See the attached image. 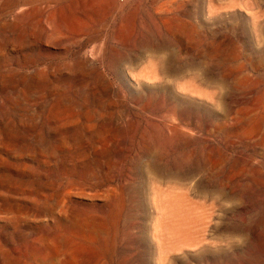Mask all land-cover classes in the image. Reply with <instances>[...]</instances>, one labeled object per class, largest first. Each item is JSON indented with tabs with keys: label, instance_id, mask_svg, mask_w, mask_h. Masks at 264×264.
<instances>
[{
	"label": "rangeland",
	"instance_id": "rangeland-1",
	"mask_svg": "<svg viewBox=\"0 0 264 264\" xmlns=\"http://www.w3.org/2000/svg\"><path fill=\"white\" fill-rule=\"evenodd\" d=\"M0 264H264V0H0Z\"/></svg>",
	"mask_w": 264,
	"mask_h": 264
},
{
	"label": "built area",
	"instance_id": "built-area-1",
	"mask_svg": "<svg viewBox=\"0 0 264 264\" xmlns=\"http://www.w3.org/2000/svg\"><path fill=\"white\" fill-rule=\"evenodd\" d=\"M121 3H125L127 0H119Z\"/></svg>",
	"mask_w": 264,
	"mask_h": 264
}]
</instances>
